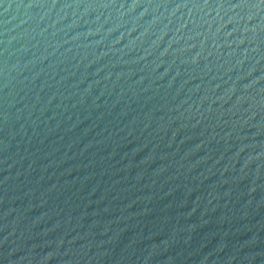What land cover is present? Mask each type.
Here are the masks:
<instances>
[{
  "label": "water",
  "instance_id": "obj_1",
  "mask_svg": "<svg viewBox=\"0 0 264 264\" xmlns=\"http://www.w3.org/2000/svg\"><path fill=\"white\" fill-rule=\"evenodd\" d=\"M0 264H264V0H0Z\"/></svg>",
  "mask_w": 264,
  "mask_h": 264
}]
</instances>
